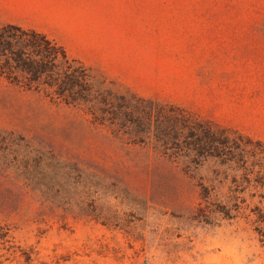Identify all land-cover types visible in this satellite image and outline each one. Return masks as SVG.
Masks as SVG:
<instances>
[{"label":"rangeland","instance_id":"374dc122","mask_svg":"<svg viewBox=\"0 0 264 264\" xmlns=\"http://www.w3.org/2000/svg\"><path fill=\"white\" fill-rule=\"evenodd\" d=\"M85 1L87 58H117L122 68L111 79L87 62L90 82L102 75L103 87L124 96L125 126L93 123L87 104L66 105L0 76V130L84 159L128 162L137 220L115 228L37 205L31 216L0 209V264H264L250 225L202 199L211 164L183 158L200 159L188 150L200 126L216 146L225 138L264 144V0ZM187 93L190 106L178 101Z\"/></svg>","mask_w":264,"mask_h":264},{"label":"trees","instance_id":"16d2710c","mask_svg":"<svg viewBox=\"0 0 264 264\" xmlns=\"http://www.w3.org/2000/svg\"><path fill=\"white\" fill-rule=\"evenodd\" d=\"M92 71L45 34L0 25V76L27 90H44L66 105L87 104L93 123L108 122L117 131L125 126L119 108L125 98L103 87L107 79L102 75L95 85L90 82ZM199 129L202 136L188 150L200 159L183 158L187 163L212 166V177L207 178L211 185L202 186V199L215 205V213L223 218L245 220L264 247V156H260L264 144L249 139L241 144L225 138L216 146L209 127ZM129 169L125 161L107 164L84 159L42 139L0 130V180L7 184L0 189V209L31 216L39 212L32 208L37 205L74 219L125 228L137 220L131 206L135 196L123 174ZM229 176L233 182L230 187L212 185ZM247 197L259 200L250 205ZM124 207L129 210L124 212ZM0 230L3 240L7 232L2 227ZM7 251L14 255L15 245H9ZM29 257L26 255V260Z\"/></svg>","mask_w":264,"mask_h":264},{"label":"crops","instance_id":"0c3cea01","mask_svg":"<svg viewBox=\"0 0 264 264\" xmlns=\"http://www.w3.org/2000/svg\"><path fill=\"white\" fill-rule=\"evenodd\" d=\"M87 2L85 0H0V23L32 29L62 46L73 58L87 62L111 79H121L117 58H87ZM190 106L192 96L178 100Z\"/></svg>","mask_w":264,"mask_h":264}]
</instances>
